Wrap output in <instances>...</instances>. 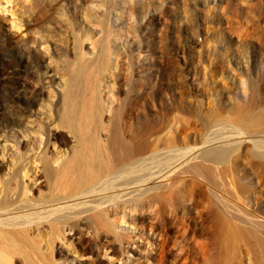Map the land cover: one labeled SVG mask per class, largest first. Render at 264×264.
<instances>
[{
	"label": "rangeland",
	"instance_id": "1",
	"mask_svg": "<svg viewBox=\"0 0 264 264\" xmlns=\"http://www.w3.org/2000/svg\"><path fill=\"white\" fill-rule=\"evenodd\" d=\"M72 91L81 94L71 119H86L91 135L98 111L88 119L86 92L104 107L100 145L118 104L140 136L153 120L155 169L190 147L239 148L224 177L184 171L124 202L108 216L106 244L90 249L94 231L77 229L81 242L68 230L60 264H264V175L250 176L246 141L250 118L264 112V0H0V199L18 156L38 155L41 123L60 131L54 165L82 147L58 123ZM38 163L25 184L49 191Z\"/></svg>",
	"mask_w": 264,
	"mask_h": 264
},
{
	"label": "bare ground",
	"instance_id": "2",
	"mask_svg": "<svg viewBox=\"0 0 264 264\" xmlns=\"http://www.w3.org/2000/svg\"><path fill=\"white\" fill-rule=\"evenodd\" d=\"M104 62L109 63L108 56H104ZM95 78L90 79L93 84L98 79ZM90 87L93 89L92 84ZM86 93V105L82 106L90 113L88 119L95 116V110L98 111L93 120L96 126L94 135L89 133L91 123H87L86 119L83 127L78 125L77 120L71 119V115L77 112L74 104L81 94L72 91L70 96L73 102L64 101V115L58 123L61 128L67 127L79 138L82 147L74 153L70 150L63 162L54 165L58 160L54 158L51 145L59 139L60 131L41 123L39 135L43 143L39 144L38 155L31 160L27 159V153H21L13 164L10 177L4 181L2 179L1 191L4 195L0 199V264H60V259H57L61 254L58 243L59 239L68 238V230L71 237L80 238L81 242L83 237L77 234V229L94 231L93 236L97 239L88 240L90 249L100 243L106 244L108 240L104 237L107 233L102 230L111 226L108 216L119 211L124 202H138L139 194L174 185L178 175L184 171L205 176L209 183L217 174L224 177L227 170L225 164L239 148L232 141L197 150L190 147L189 150L181 151L180 157L168 162L164 169H155L154 156L150 152L154 141L152 136L156 134L153 120L145 122L147 132L144 137L140 136L136 121L131 125L124 121V103L118 104L111 116L108 137H104L108 142L100 145L98 133L105 128L100 117L104 107L97 108L91 92ZM255 103L256 99L253 98L252 104ZM247 132L250 176H263L264 112L252 115ZM36 160L39 161L36 166L40 169L38 180L42 173L50 182L49 191L44 192L37 186L36 192H32L35 186L29 188L25 184L24 179L30 175L32 167L30 161ZM33 169L37 171V168ZM238 210L245 217H251V212ZM132 245V249L141 251V248Z\"/></svg>",
	"mask_w": 264,
	"mask_h": 264
}]
</instances>
